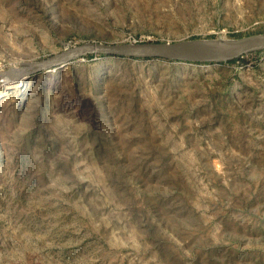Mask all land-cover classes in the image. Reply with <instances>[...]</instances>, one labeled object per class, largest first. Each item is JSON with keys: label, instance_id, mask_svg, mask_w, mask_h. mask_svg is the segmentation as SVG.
<instances>
[{"label": "rangeland", "instance_id": "obj_1", "mask_svg": "<svg viewBox=\"0 0 264 264\" xmlns=\"http://www.w3.org/2000/svg\"><path fill=\"white\" fill-rule=\"evenodd\" d=\"M261 32L264 0H0V70ZM4 91L0 264H264V49L88 54Z\"/></svg>", "mask_w": 264, "mask_h": 264}, {"label": "water", "instance_id": "obj_2", "mask_svg": "<svg viewBox=\"0 0 264 264\" xmlns=\"http://www.w3.org/2000/svg\"><path fill=\"white\" fill-rule=\"evenodd\" d=\"M264 49V32L226 40L141 41L103 43L84 41L45 58L0 70V91L21 83L31 75L67 63L73 58L95 54L133 59L159 58L190 62H223Z\"/></svg>", "mask_w": 264, "mask_h": 264}, {"label": "bare ground", "instance_id": "obj_3", "mask_svg": "<svg viewBox=\"0 0 264 264\" xmlns=\"http://www.w3.org/2000/svg\"><path fill=\"white\" fill-rule=\"evenodd\" d=\"M20 85V83H16V84H13V85H10V86H8V87H6L5 89H8V88H16V87H18ZM5 89H2L1 91H0V96H2L4 93H5Z\"/></svg>", "mask_w": 264, "mask_h": 264}]
</instances>
